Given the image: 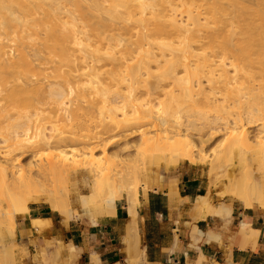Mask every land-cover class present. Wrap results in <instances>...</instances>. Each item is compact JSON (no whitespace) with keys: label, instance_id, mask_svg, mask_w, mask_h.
Returning <instances> with one entry per match:
<instances>
[{"label":"bare ground","instance_id":"1","mask_svg":"<svg viewBox=\"0 0 264 264\" xmlns=\"http://www.w3.org/2000/svg\"><path fill=\"white\" fill-rule=\"evenodd\" d=\"M218 128L230 142L210 175L236 157L225 193L264 207V0H0V264H14L29 203L66 223L79 213L65 184L82 178L75 202L91 223L131 191L129 214L152 165L203 160L193 136ZM118 133L142 136L139 166L94 155ZM253 232L240 223L241 245Z\"/></svg>","mask_w":264,"mask_h":264},{"label":"crops","instance_id":"2","mask_svg":"<svg viewBox=\"0 0 264 264\" xmlns=\"http://www.w3.org/2000/svg\"><path fill=\"white\" fill-rule=\"evenodd\" d=\"M173 177L174 187L138 190L136 239L129 234L125 199L116 201L114 215L97 216L94 225L63 223L48 206L29 203L27 212L15 217V235L27 248L43 238L72 244L77 254L70 264H264V207L245 209L210 192L208 203L214 209L227 205L228 215L200 210L195 199L206 197L208 188L202 165L180 163ZM241 222L254 231L244 245L237 235ZM193 227L200 232L194 238Z\"/></svg>","mask_w":264,"mask_h":264},{"label":"rangeland","instance_id":"3","mask_svg":"<svg viewBox=\"0 0 264 264\" xmlns=\"http://www.w3.org/2000/svg\"><path fill=\"white\" fill-rule=\"evenodd\" d=\"M260 130H261L260 126H252L250 128H247L246 132L248 133V136L251 139H253L255 137V135ZM203 135H204V137H200V138H197L196 135L193 136L194 137V144L196 145V150L201 151V152L199 151V157L203 159V160H201L202 162L201 161L198 162V160H197L195 163L198 162V164L202 165V167L205 171V175L207 178V184H208L207 196L206 197L199 196L200 202L197 205V208L200 210L212 211L215 213V212H217V209H214L208 203V195L210 192H213V194H215L218 197L225 196L229 201L233 200L235 203L239 204L236 197L229 199L228 195L225 193V186H224V182L226 181L225 177H227L226 175H228L230 173V171H232V175L234 177H237L239 175V171L235 167V165L237 164L236 157L234 158V156H233L232 158L224 161V163L230 165V167L228 165H226V168H224L225 164L223 163V165H224V166H222L223 168L221 170H219V169L216 170L217 175H218V172H220V174H219L220 178L218 177L219 179L216 178L217 177L215 174L216 171L213 173V175H210L211 174V172L209 171V160H210V158L213 157L215 154H218L219 152L224 151L227 144L230 142V137L226 133V131H221V128H218L215 131L205 130ZM113 136H114V139L108 140L107 142H105L104 146H102V147L97 146L96 149L94 150V155L100 156L102 153H105L108 157L113 158L118 163L119 162L120 163H126L129 166H139L141 164V160H142V157L139 155V152L144 147V141H143L142 136L140 134H137V133H133V134L128 133V134H122V135L120 133H118V134H114ZM46 150H49V149H45L44 151H46ZM48 152H50V151H48ZM30 158H31L30 155L27 154L25 156H20L19 160H20V163H22V165H24L27 162H29ZM183 162H187V161L179 160L176 164L172 165L171 163H169L167 161L164 162L162 160H159V163L157 164V166H155V165L151 166V169H153V170L151 171L150 177L147 179L149 181L146 180L147 182L142 187L143 189H140V190L146 191L147 189L159 188V187H162L165 185L166 186L173 185L175 183V180H173L174 179L173 174H174L177 166ZM235 162H236V164H235ZM187 163H190V162H187ZM253 165H255L256 167H257V165L254 162L251 163V168L253 167L252 168L253 169V175L254 174L257 175V172H258V171H256L257 168ZM223 170H225V171H223ZM214 174L216 177L214 176ZM223 175H224V177H223ZM159 176L162 180L159 178ZM214 180H217V181L215 182ZM213 181H214V183H212ZM75 182H70V184H68V183L65 184V186H66L65 191H66V194H67L68 199L70 201V207L73 209V211L75 210L79 213L76 218H71V219H76V220H81V221L86 222V223H91L90 220L88 218H86L87 216L82 214L79 207H77L78 206L77 203L75 202V199L79 193H85L86 192V189H85L86 187L84 185V181L82 178H77ZM172 182H174V183H172ZM212 184H213V186H212ZM68 185L69 186L72 185V186L69 187ZM63 186H60V187L62 188ZM151 187H153V188H151ZM129 192L130 193L128 194L126 191L127 196L125 195V197L122 196L118 199V200L125 199L127 207L129 206V197L131 196V191H129ZM128 195H129V197H128ZM38 203L47 206L45 203H42V202H38ZM135 205H136V203H134V204H132V206H130V208H129V212H130L129 214L130 215L128 214V219H127L129 234L132 235L134 237V239H136V234H135V229H134ZM223 206L228 207L227 205H223ZM127 212H128V210H127ZM58 216L60 217L61 221L64 222L63 217L59 214H58ZM108 216H111V215H108ZM129 216H130V218H129ZM4 235H2V233H0V239ZM55 242H56V240H54L52 238H49V239L43 238L42 241L38 240V241L32 243L30 248H27L24 244H22L17 239L15 232L13 230V236H12L9 244L11 243L12 248L14 249V251H13V253H15L14 264H43V261H44V264H70L71 259L77 254V249L70 243L65 244L60 240L58 243H55ZM38 246L44 247L43 249H44L45 257L42 256L44 260L41 259L40 257L38 258V260L34 258L36 252L40 251L43 253V251H41L43 249L42 248L40 249V247H38ZM35 262H37V263H35Z\"/></svg>","mask_w":264,"mask_h":264}]
</instances>
